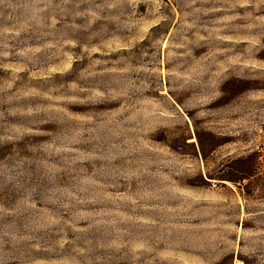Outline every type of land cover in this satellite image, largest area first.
Returning a JSON list of instances; mask_svg holds the SVG:
<instances>
[{
  "label": "rangeland",
  "instance_id": "1",
  "mask_svg": "<svg viewBox=\"0 0 264 264\" xmlns=\"http://www.w3.org/2000/svg\"><path fill=\"white\" fill-rule=\"evenodd\" d=\"M0 264H264V0H0Z\"/></svg>",
  "mask_w": 264,
  "mask_h": 264
},
{
  "label": "trees",
  "instance_id": "2",
  "mask_svg": "<svg viewBox=\"0 0 264 264\" xmlns=\"http://www.w3.org/2000/svg\"><path fill=\"white\" fill-rule=\"evenodd\" d=\"M242 164H244V163H242ZM249 167H250V169H249ZM245 169H246V173L245 172H242L243 174H242V176L241 177H239V178H237V179H231V178H227L225 181H229V182H232L233 184H236V183H239V182H241V181H243V180H246V179H248V176H250L251 174V170L253 169L252 168V166L250 165V166H247V165H245ZM209 179H211V178H209Z\"/></svg>",
  "mask_w": 264,
  "mask_h": 264
}]
</instances>
